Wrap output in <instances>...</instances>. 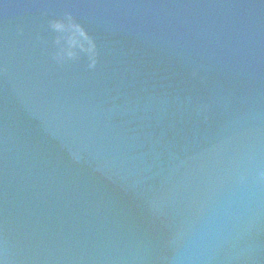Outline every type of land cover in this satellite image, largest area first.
<instances>
[{"label": "water", "instance_id": "obj_1", "mask_svg": "<svg viewBox=\"0 0 264 264\" xmlns=\"http://www.w3.org/2000/svg\"><path fill=\"white\" fill-rule=\"evenodd\" d=\"M0 264H264V0H0Z\"/></svg>", "mask_w": 264, "mask_h": 264}]
</instances>
